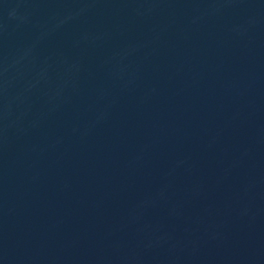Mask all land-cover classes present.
<instances>
[{
	"label": "water",
	"instance_id": "obj_1",
	"mask_svg": "<svg viewBox=\"0 0 264 264\" xmlns=\"http://www.w3.org/2000/svg\"><path fill=\"white\" fill-rule=\"evenodd\" d=\"M0 264H264V0H0Z\"/></svg>",
	"mask_w": 264,
	"mask_h": 264
}]
</instances>
